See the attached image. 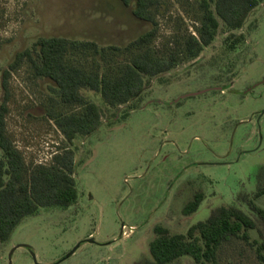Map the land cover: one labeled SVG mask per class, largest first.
<instances>
[{
	"label": "rangeland",
	"instance_id": "obj_1",
	"mask_svg": "<svg viewBox=\"0 0 264 264\" xmlns=\"http://www.w3.org/2000/svg\"><path fill=\"white\" fill-rule=\"evenodd\" d=\"M193 1L157 0L156 48L176 31L196 34ZM149 26L120 0H0V103L2 70L38 37L123 45ZM234 33L245 36L234 49L220 27L197 58L153 78L126 116L127 104L110 108L81 89L102 123L74 140L77 201L25 218L0 245V264H133L149 258L156 224L183 233L213 208L239 205L264 167V2ZM50 84L26 63L8 79L5 127L27 164L48 163L66 145L48 114L59 109ZM196 192L202 201L184 215ZM256 202L264 209V195ZM258 237L222 243L216 264H264Z\"/></svg>",
	"mask_w": 264,
	"mask_h": 264
},
{
	"label": "trees",
	"instance_id": "obj_2",
	"mask_svg": "<svg viewBox=\"0 0 264 264\" xmlns=\"http://www.w3.org/2000/svg\"><path fill=\"white\" fill-rule=\"evenodd\" d=\"M131 6L132 15L149 23V28L126 44L99 45L93 40L69 39L62 36H41L30 46L15 52L1 72L4 91L0 103V245L14 228L41 208L65 209L76 203L78 190L74 176V140L87 136L102 123L101 107L86 98L81 89L95 91L104 105L118 108L126 105L124 116L138 107L144 88L153 78L170 71L178 64L197 58L215 38L220 27L227 33L225 46L234 49L244 41V34H235L244 25L249 13L264 0H194L193 19L196 34L173 33L170 40L155 47L157 38V0H120ZM26 63L35 77L50 81L49 88L59 104L49 111L50 118L66 141L48 163L27 164L21 151L7 134L8 79ZM264 195V167L256 174L251 192L236 196L241 206L222 204L209 215L190 225L183 233H172L162 225L153 227L148 243L149 258L133 264H216L217 251L231 238L254 239L256 253L264 261V209L256 200ZM203 194L196 192L183 207L182 213L196 211Z\"/></svg>",
	"mask_w": 264,
	"mask_h": 264
},
{
	"label": "water",
	"instance_id": "obj_3",
	"mask_svg": "<svg viewBox=\"0 0 264 264\" xmlns=\"http://www.w3.org/2000/svg\"><path fill=\"white\" fill-rule=\"evenodd\" d=\"M88 240H89V241H92V239H91V238H89Z\"/></svg>",
	"mask_w": 264,
	"mask_h": 264
}]
</instances>
